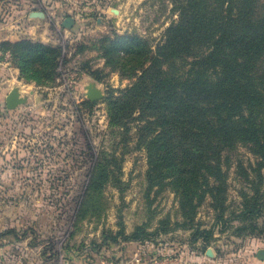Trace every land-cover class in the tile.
<instances>
[{
    "label": "rangeland",
    "instance_id": "374dc122",
    "mask_svg": "<svg viewBox=\"0 0 264 264\" xmlns=\"http://www.w3.org/2000/svg\"><path fill=\"white\" fill-rule=\"evenodd\" d=\"M3 12V35L26 19L40 34L20 39L48 49L19 45L11 54L1 43L12 40L0 36V229L10 230L0 264H264L259 157L242 144L222 151L227 189L217 204L199 176L182 208L187 178L178 184L170 162L155 170L169 153L149 147L161 128L133 97L121 104L141 74V55L126 54L139 50L137 38L150 50L143 58L155 54L178 18L170 0H0ZM90 85L101 99L88 98ZM13 88L26 101L10 109ZM246 201L255 214L236 217Z\"/></svg>",
    "mask_w": 264,
    "mask_h": 264
},
{
    "label": "trees",
    "instance_id": "16d2710c",
    "mask_svg": "<svg viewBox=\"0 0 264 264\" xmlns=\"http://www.w3.org/2000/svg\"><path fill=\"white\" fill-rule=\"evenodd\" d=\"M170 1L178 18L155 54L143 58L150 50L147 52L141 38H137V53L126 54V60L141 55L136 67L141 74L121 104L133 97L141 116L155 118V125L161 128L149 147L169 151L165 163L161 164L162 155L157 157L156 171L170 162L177 168L174 176L178 184L187 178L180 192L181 207L191 205L187 186L199 176L211 186L217 204L227 189L222 151L242 144L264 164V0ZM1 44L7 51L10 47L11 54L19 45L29 52L30 48L39 53L48 49L26 38ZM131 44L123 43L126 48ZM181 52L183 68L176 71L173 61ZM166 60L164 69L160 64ZM248 201L236 217L255 214L254 203ZM8 233L10 230L3 231L0 237ZM198 233L206 243L211 241L212 231Z\"/></svg>",
    "mask_w": 264,
    "mask_h": 264
},
{
    "label": "water",
    "instance_id": "95a60500",
    "mask_svg": "<svg viewBox=\"0 0 264 264\" xmlns=\"http://www.w3.org/2000/svg\"><path fill=\"white\" fill-rule=\"evenodd\" d=\"M35 15L36 17L41 16L42 13L39 12H33L32 15ZM73 22L72 18L67 19L64 21V25H71ZM87 96L92 101H97L103 97V92L101 89H99L96 85H90L87 88ZM26 101L25 97L21 96V93L18 88H13L8 95L6 96V106L10 109L15 108L21 103H24ZM257 257L261 260H264V248L258 249L256 253Z\"/></svg>",
    "mask_w": 264,
    "mask_h": 264
},
{
    "label": "crops",
    "instance_id": "0c3cea01",
    "mask_svg": "<svg viewBox=\"0 0 264 264\" xmlns=\"http://www.w3.org/2000/svg\"><path fill=\"white\" fill-rule=\"evenodd\" d=\"M35 20H37V19H35ZM29 21H30V18H29ZM21 23H19L16 27H17V31H15L14 32V34H5V35H3L4 33H3V28L5 27H3L2 28V30L0 29V36L2 37V38H7V39H10V40H12V41H17V40H20V38L22 37V35H23V32L24 31H29V32H33L34 34H35V37H37V35H38V33L40 34V31H39V29H38V23H35V25H31V26H29L27 29L25 28V26H26V19H25V23L24 22H22V21H20ZM0 37V38H1ZM3 231H5V229H0V233L1 232H3ZM5 245H6V241H5V239H3V241H1L0 240V260H2V259H4L5 257V259L8 261L9 260V256L7 257L6 255H5V250H6V247H5ZM25 250H27V249H25ZM26 255H25V257H22V258H20V259H23L24 261H25V263L26 262H28L29 263V260L28 259H26V257L28 256L27 255V253H25ZM19 258H17V257H15L13 260L15 261H17V260H20ZM5 262V261H4Z\"/></svg>",
    "mask_w": 264,
    "mask_h": 264
},
{
    "label": "built area",
    "instance_id": "2783aa9c",
    "mask_svg": "<svg viewBox=\"0 0 264 264\" xmlns=\"http://www.w3.org/2000/svg\"><path fill=\"white\" fill-rule=\"evenodd\" d=\"M8 19V16H6V12H3L0 14V29H2L6 24H4V22H6Z\"/></svg>",
    "mask_w": 264,
    "mask_h": 264
}]
</instances>
